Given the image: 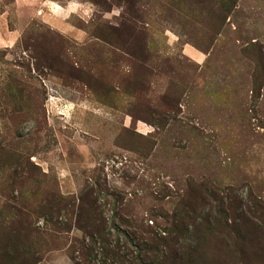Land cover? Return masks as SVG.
Segmentation results:
<instances>
[{
	"label": "rangeland",
	"instance_id": "374dc122",
	"mask_svg": "<svg viewBox=\"0 0 264 264\" xmlns=\"http://www.w3.org/2000/svg\"><path fill=\"white\" fill-rule=\"evenodd\" d=\"M0 264H264V0H0Z\"/></svg>",
	"mask_w": 264,
	"mask_h": 264
},
{
	"label": "crops",
	"instance_id": "0c3cea01",
	"mask_svg": "<svg viewBox=\"0 0 264 264\" xmlns=\"http://www.w3.org/2000/svg\"><path fill=\"white\" fill-rule=\"evenodd\" d=\"M142 130V129H141Z\"/></svg>",
	"mask_w": 264,
	"mask_h": 264
}]
</instances>
